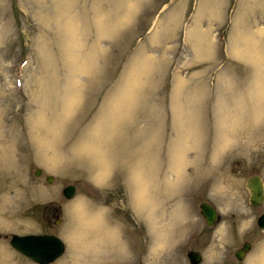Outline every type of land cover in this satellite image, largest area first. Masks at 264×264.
Listing matches in <instances>:
<instances>
[{"label": "rangeland", "instance_id": "374dc122", "mask_svg": "<svg viewBox=\"0 0 264 264\" xmlns=\"http://www.w3.org/2000/svg\"><path fill=\"white\" fill-rule=\"evenodd\" d=\"M2 152L0 264H40L28 232L64 240L48 264H262L264 0H0Z\"/></svg>", "mask_w": 264, "mask_h": 264}, {"label": "water", "instance_id": "95a60500", "mask_svg": "<svg viewBox=\"0 0 264 264\" xmlns=\"http://www.w3.org/2000/svg\"><path fill=\"white\" fill-rule=\"evenodd\" d=\"M40 169L36 170L38 173ZM51 175L47 176V180H51ZM246 185L250 190L249 201L251 204H259L264 199V184L261 177L257 174H251L246 179ZM66 197H71L75 193V185L68 184L63 190ZM201 212L204 215L207 224L214 223L217 217L216 209L210 203L203 201L200 203ZM257 224L264 228V212L257 217ZM10 244L20 252L29 256L33 260L47 264L57 258L64 250L63 241L54 234L48 233H13L10 238ZM250 248V243L245 241L242 247L236 250L235 255L242 258L245 251ZM187 255L192 263H197L201 259V254L189 250Z\"/></svg>", "mask_w": 264, "mask_h": 264}, {"label": "bare ground", "instance_id": "6f19581e", "mask_svg": "<svg viewBox=\"0 0 264 264\" xmlns=\"http://www.w3.org/2000/svg\"><path fill=\"white\" fill-rule=\"evenodd\" d=\"M261 88H262V87H261ZM259 89H260V88H259ZM260 90H261V89H260ZM71 91H72V90H71ZM69 95H70V92H69ZM75 97H76V95H75ZM72 98H74V96H73ZM78 98H80V97H78ZM66 99L68 100L69 98H66ZM76 99H77V98H76ZM67 100H66V101H67ZM67 106H68V105H67ZM67 106H66V107H67ZM68 107H69V106H68ZM68 107H67V108H68ZM69 109H70V108H69ZM69 109H68V110H69ZM70 112H71V111H70ZM256 113H257V112H256ZM256 113H255V114H256ZM253 116H254V115H253ZM255 116L258 117L259 115L257 114V115H255ZM257 117H256V119H257ZM40 119H41V118H40ZM41 120H42V119H41ZM37 121H38V120H37ZM253 121H256V120H255V117H254V120H253ZM36 123H37V122L35 121V124H36ZM39 125H40V124H39ZM39 125H38V127H39ZM34 127H36V126H34ZM253 127H254V126H253ZM53 128H54V127H53ZM246 128H247V127H246ZM35 129H36V128H35ZM46 129H47V128H46ZM50 129H52V128H50ZM55 129H56V128H55ZM43 130H44V128H43ZM52 130H53V129H52ZM52 130H51V132H53ZM38 131H39V129H38ZM48 131H49V130H48ZM56 132H57V131H56ZM32 133H33V132H32ZM40 133H42V132H40ZM49 133H50V132H49ZM38 134H39V133H38ZM38 134H37V135H38ZM32 135H34V134H32ZM49 135L52 136L51 133H50ZM56 135H57V134H55V136H56ZM38 136H39V135H38ZM45 137L47 138V136H45ZM46 138H45V139H46ZM48 138H49V137H48ZM35 139H36V138H35ZM39 139H40V138H39ZM53 139H54V138H53ZM55 139H56V138H55ZM43 141H44V140H43ZM43 141H42V142H43ZM55 141H56V140H55ZM42 142H41V143H42ZM47 142H48V140H47ZM49 142H51V141H49ZM49 142H48V143H49ZM39 143H40V142H39ZM48 143H47V144H48ZM88 143H89V142H88ZM92 145H93V144H91V146H92ZM98 145H99V144H98ZM98 145H97V146H98ZM45 146H46V145H45ZM49 146H51V145H49ZM97 146H95V147H97ZM40 147H41V146H40ZM87 147H89V146L87 145ZM85 148H86V147H85ZM93 148H94V147H93ZM93 148H92V149H93ZM97 148H98V147H97ZM97 148H96V149H97ZM83 149H84V148H83ZM83 149H82V150H83ZM100 149H101V148H100ZM9 150H10V149H9ZM9 150H8V151H9ZM75 150H76V149H75ZM98 150H99V148H98ZM79 151H80V150H79ZM90 151H91V150H90ZM90 151H89V153H90ZM101 151H103V150L101 149ZM101 151H100V152H101ZM9 152H10V151H9ZM9 152H8V154H9ZM77 152H78V151H77ZM77 152H76V153H77ZM80 152H81V151H80ZM86 152H88V148H87ZM6 153H7V152H6ZM6 153L3 154V152H2L3 155L0 156V157H3V159L8 160V156H9V155H7ZM11 153H12V152H11ZM11 153H10V154H11ZM97 153H98V152H97ZM0 154H1V153H0ZM12 155H13V154H12ZM87 155H88V153H87ZM100 155H101V154H100ZM76 156H77V155H76ZM104 156H105V155H104ZM104 156H103V158H104ZM106 156H107V155H106ZM12 157H13V156H12ZM12 157H11V158H12ZM56 157H57V156L54 155V156L51 157V158H54V161H55V159H60L59 157H58V158H56ZM96 157H97V156H96ZM94 158H95V157H94ZM100 158H102V157H100ZM96 159H97V158H96ZM98 159H99V158H98ZM9 160H10V159H9ZM48 160H49V159H48ZM105 160L107 161L106 157H105ZM94 161H95V159H94ZM100 161H101V160H100ZM10 162H11V161H10ZM98 165H99V163H98ZM103 166L105 167V170L108 168V164H107V165L104 164ZM100 167H101V164H100ZM106 167H107V168H106ZM109 167H110V166H109ZM101 168H102V167H101ZM4 169H5V168H4ZM108 169H109V168H108ZM171 169H172V168H171ZM180 169H181V167H180V168L178 167V168L174 169V170L176 171V172H175L176 176H177V174L180 173ZM100 170H101V169H100ZM110 170H111V169H110ZM146 170H147V169H146ZM101 171H102V170H101ZM111 171H112V170H111ZM144 171H145V170H144ZM140 172H141V171H140ZM149 172H150V171H149ZM105 173H106V172H105ZM143 173H144V172H143ZM181 173H182V172H181ZM107 174H108V172H107ZM109 174H111V172H110ZM138 174H139V168H137V169L133 172V176H132V177L135 178V179H137ZM147 174H148V173H147ZM140 175H141V174H140ZM144 175H145V174H144ZM144 175H143V176H144ZM149 175H150V174H149ZM179 175H180V174H179ZM101 176H102V175H101ZM145 176H146V175H145ZM151 176H152V175H151ZM176 176H175V177H176ZM146 177L148 178V176H146ZM142 178H143V177H142ZM143 179H144V178H143ZM143 179H142V180H143ZM139 180H141V179H139ZM142 180H141V181H142ZM136 181H137V180H136ZM145 181H146V179H145ZM146 182H147V181H146ZM142 183H143V182H142ZM147 183H148V182H147ZM136 184H137V183H136ZM138 184H139V183H138ZM138 184H137V185H138ZM144 184H145V183H144ZM137 185H136V187H137ZM140 185H141V184H140ZM138 186H139V185H138ZM146 186H147V184H146ZM146 186H145V188H146ZM139 190H140V189H139ZM146 190H147V189H146ZM134 191H135V190H134ZM142 191H144V189H143ZM148 192H149V191H148ZM148 192H147V193H148ZM143 193H144V194H147V193H145V191H144ZM136 194H137V193H136ZM140 195H141V194H140ZM147 195H148V194H147ZM134 196H135V195H134ZM138 196H139V195H138ZM150 196H151V195H150ZM142 198H143V197H142ZM142 198H140V200H142ZM151 198H152V197H151ZM154 199H155V198H154ZM138 200H139V197H138ZM143 200H144V199H143ZM153 201H154V200L149 201V198H148V201H144V202H145L146 204L149 205V203H150V202L153 203ZM156 201H157V200H156ZM138 202H139V201H138ZM141 202H143V201H141ZM148 202H149V203H148ZM79 205H81V206H79ZM79 205L77 204V207L75 208L76 210L74 209V210H75L74 212L77 214V216H76L75 214H74V215L76 216L75 219H77V221L79 222L78 225H79V227H80L79 229H81V231H80V234H79V233H77V234L75 233V234H76L77 236L80 235L79 238L81 239V238H82V235H85V234H83V233H86L87 236H91V235L89 234L90 232H88V230H92V229L94 228V224H96V223L98 224V223L100 222V219H99L98 217H91L90 215L87 217V215H85V212L82 211L83 208H82V203H81L80 201H79ZM83 206H84V205H83ZM85 207H86V206H85ZM143 207H144V206H143ZM153 207H154V206H153ZM148 208H149V206H148ZM155 209H156V208H155ZM0 214H1V213H0ZM86 214H87V212H86ZM95 215H96V214H95ZM73 217H74V216H73ZM74 221H75V220H74ZM77 221H76V222H77ZM78 225H77V227H78ZM74 227H75V226H74ZM76 231H77V230H76ZM86 235H85V236H86ZM87 236H86V237H87ZM72 238H73V237H72ZM82 239H85V237H83ZM94 242H95V241H94ZM96 242H98V241H96ZM117 245H118V244H117ZM90 246H91V245H90ZM258 260H259V259H258ZM261 263L264 264V256L261 257Z\"/></svg>", "mask_w": 264, "mask_h": 264}, {"label": "flooded vegetation", "instance_id": "af4514ba", "mask_svg": "<svg viewBox=\"0 0 264 264\" xmlns=\"http://www.w3.org/2000/svg\"><path fill=\"white\" fill-rule=\"evenodd\" d=\"M243 242H244V241H243ZM243 242H242V243H243ZM241 245H242V244H241ZM186 255H187V254H186ZM234 255H235V251H234ZM188 259H189V258H188Z\"/></svg>", "mask_w": 264, "mask_h": 264}]
</instances>
